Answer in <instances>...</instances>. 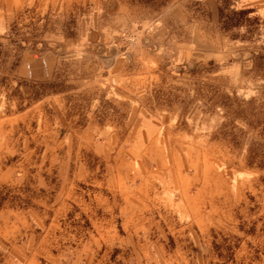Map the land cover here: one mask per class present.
I'll list each match as a JSON object with an SVG mask.
<instances>
[{"label": "rangeland", "instance_id": "obj_1", "mask_svg": "<svg viewBox=\"0 0 264 264\" xmlns=\"http://www.w3.org/2000/svg\"><path fill=\"white\" fill-rule=\"evenodd\" d=\"M219 1L129 0L119 18L106 1L76 22L50 6L0 36V113L25 108L35 83L69 97L37 106L16 133L22 153L0 155V176L18 178L0 180V264H264V0H238L259 23L230 32L213 20ZM135 113L182 159L179 172L202 181L214 163L229 217L201 243L169 230L168 214L126 230L125 198L101 186L107 163L79 126L115 124L105 132L134 137L141 156L147 133L127 128Z\"/></svg>", "mask_w": 264, "mask_h": 264}, {"label": "crops", "instance_id": "obj_2", "mask_svg": "<svg viewBox=\"0 0 264 264\" xmlns=\"http://www.w3.org/2000/svg\"><path fill=\"white\" fill-rule=\"evenodd\" d=\"M106 1L112 3L113 7L115 5L112 14L116 18L120 15L129 16L133 11L129 0H0V36L7 35L9 31L11 33L25 16H29V13L34 15L42 9L48 13L50 6L51 16L55 14L63 19L68 18L76 22V19L85 20L87 18L86 6L88 4L100 6ZM166 10L168 8L160 11ZM160 11L157 14L161 13ZM212 12L213 20L219 23L218 7L213 6ZM32 18L30 20H33ZM56 76L55 74L52 76V81L56 79ZM67 94L66 91L53 92L34 101L29 99V95L25 100L28 102L25 108L19 103L15 112L0 113V138L11 133L9 136L11 143H1L2 140H0V155L7 151L22 153L24 143H17L16 138L20 126L28 119L36 117L35 108L37 106L51 100H67L69 98ZM81 115L85 116L86 113L82 110ZM129 121L127 128L130 133L142 130L147 133L144 143H147L149 148L144 155L135 154L133 145L137 139L134 137L127 136L123 142H120V140H115V134L105 132L117 131L115 124L106 126L86 122L79 126L81 139L85 143H94V152L98 156H103L107 163V171L104 172L103 179L100 181L101 186L112 195L120 196L122 200L125 198L120 209L125 215L123 226L126 230L154 226L158 228L160 221L155 220L154 222L152 216L147 215L154 213L173 215L175 223H169L167 228L179 232L178 234L183 233L184 237L193 236L195 242L197 239L201 243L202 236L225 223L229 217V211L217 204V195L221 203V198L226 199L228 194L225 188L218 191L214 188L216 183L214 163H211L212 173L209 174L211 178L201 181L200 175L196 176V179L189 177L179 172L182 166L180 157L163 154L162 147L158 145V138L153 139L151 135L152 125H142L136 119V113L129 115ZM119 144L121 148L117 149ZM177 163L180 164L179 167L176 166ZM0 171L4 169L0 168ZM5 171H8L7 167ZM219 176V179L223 178L222 175L219 174ZM17 179L11 177L4 180L3 174L0 176V180L4 182ZM84 179L90 180V175L87 174Z\"/></svg>", "mask_w": 264, "mask_h": 264}, {"label": "trees", "instance_id": "obj_3", "mask_svg": "<svg viewBox=\"0 0 264 264\" xmlns=\"http://www.w3.org/2000/svg\"><path fill=\"white\" fill-rule=\"evenodd\" d=\"M219 2V24L224 32L241 30L245 27L253 28L254 24L256 25L259 23V19L250 18V15L254 14L255 10L253 8H238L236 6L238 0H220ZM247 32L253 33L254 29ZM239 38L245 41L248 40L246 35L240 36ZM53 92H61L57 89V85L54 82L35 83L32 86V91L30 93L29 99L31 101L42 99L43 97Z\"/></svg>", "mask_w": 264, "mask_h": 264}]
</instances>
